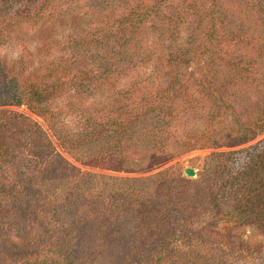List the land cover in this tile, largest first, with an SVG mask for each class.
Returning a JSON list of instances; mask_svg holds the SVG:
<instances>
[{
  "label": "trees",
  "instance_id": "1",
  "mask_svg": "<svg viewBox=\"0 0 264 264\" xmlns=\"http://www.w3.org/2000/svg\"><path fill=\"white\" fill-rule=\"evenodd\" d=\"M84 1L99 14L92 28L51 42L66 0H0V264H77L73 237L64 248L48 223L68 229L87 213L86 203L101 205L99 199L114 217L115 208L147 203L156 228L173 224L180 232L171 235L185 244L203 247L201 236L220 221H251L264 235V137L211 152L198 178L171 167L118 177L111 195L91 170L49 174L56 147L89 169L135 171L184 150L235 146L262 133L264 0ZM179 23L192 36L188 45L171 40L168 29ZM26 25L36 26V35L27 37ZM149 25L165 34L158 50L138 37ZM152 61L155 75L130 76ZM116 74L126 81L107 100L88 99ZM21 105L45 127L17 111ZM146 186L159 190L156 200ZM39 227L48 230L40 243ZM166 230L158 259L172 238ZM228 242L231 253L241 252Z\"/></svg>",
  "mask_w": 264,
  "mask_h": 264
},
{
  "label": "rangeland",
  "instance_id": "2",
  "mask_svg": "<svg viewBox=\"0 0 264 264\" xmlns=\"http://www.w3.org/2000/svg\"><path fill=\"white\" fill-rule=\"evenodd\" d=\"M87 2L84 0H66V4L69 5H66L63 9L66 10L63 15V21L56 25V29L50 34L51 42L58 39V37L61 38V34H64L63 37H65L72 32L76 31L79 33L81 30L92 28L99 14H97V11L91 6L87 5ZM259 25L260 23H258V26ZM24 29L25 33H27V37L30 36V34L36 35L39 30L34 25H26ZM168 30L171 31V40L178 46L188 45L189 39L192 38V36L190 37V35H188V29H186L184 25L181 26L180 23L175 24ZM138 37L143 40L145 45L149 44L151 50L152 48L158 50L160 48L159 45L164 43L161 42V40L165 37V34L160 37L158 29L156 30L154 26L149 25L138 31ZM199 39H201V35L198 34L195 36V41ZM168 40L170 39L168 38ZM153 65L152 61L144 67L140 66L134 68L131 70L130 76L138 77V74L144 72V74L148 75V78H150L151 73L155 75L153 73L155 70H153ZM126 77V75L116 74V79L106 80L107 84L99 89V91L97 90L96 94L88 99L92 102L107 100L106 97L108 94L116 87L123 84V82L126 81ZM16 110L30 116L45 127L42 119L31 113L25 105L19 106ZM199 128L202 129L201 125ZM263 137L264 131L252 140L235 146L184 150L172 156L170 159L164 161H162L163 159H158V161L162 162H158L155 166H146L144 169L135 171L89 169L76 162L62 149L56 147L55 150L58 156L50 162L51 172L49 171V174L51 177H55L61 176L67 169L70 171L91 170L93 173H99L97 176L99 183L97 184H99L100 190L104 195H111L114 194V185H116L113 183V180L118 177L135 178L149 176L170 167L174 169V173L181 172L186 175L184 173V168L191 167L196 173V175L191 178H198L203 165L209 163L207 157L211 152L245 148L257 143V141L261 140ZM183 140L187 143L190 139ZM178 149H183V147L180 146ZM69 170L67 171L70 173ZM54 187V190H56L54 195L59 197L57 198L58 200L60 198L62 199V197H60L62 196V190L60 191L59 188L62 187V185L56 184ZM144 192L150 194V196L154 195L153 197L151 196L152 200L150 199V201H154L157 199L156 195L159 193V190L155 191L153 188L146 186ZM99 201H101V205L93 204L91 201L89 204L86 203L88 205L87 213L81 215L79 222L75 225L74 223L69 225L68 222V229H63L56 223H54L53 226L51 222L48 223L54 242H61V246L64 248L67 237H73L75 245L72 255L77 264H264V235L251 221H220L214 226L208 222L212 226V232H207L206 236H204V234L201 236L203 237V242H205L203 247H201L198 246L199 244L196 242L182 243V240L175 235H171V232L175 234L180 232L178 227L173 230V224L171 225V223H167L169 227L163 226L161 229L158 227L156 228L158 219L151 218V214L147 210H144V207L148 205L147 203L143 208L142 205L140 208L128 206L123 210L121 208H115L117 213L114 211V217L107 213L112 206L109 203H105L104 199L103 201L99 199ZM64 206L65 204L61 205L60 208ZM93 211L95 215L94 218L91 215ZM99 211L105 214V217L101 218L98 215ZM202 219V222L207 220L205 218ZM27 228L30 231L31 229L37 230L34 226L31 227V225H28ZM167 228H170L168 234L172 236V238H169L164 243L163 254L161 253V257L158 259V255L160 254L159 240L166 237ZM40 229L41 227L38 228V230ZM42 230L38 231L39 235L36 238V241L39 243L43 241V236L48 232V230ZM182 233H184V229H182ZM19 234L22 235V232H19ZM191 236H193V233H191ZM227 236L232 242L231 246L239 250L241 248V252L236 254L231 253ZM41 251L42 250H40V253ZM45 253L46 252L42 251V254ZM56 259L62 261L59 256ZM61 263L64 264V262Z\"/></svg>",
  "mask_w": 264,
  "mask_h": 264
},
{
  "label": "water",
  "instance_id": "3",
  "mask_svg": "<svg viewBox=\"0 0 264 264\" xmlns=\"http://www.w3.org/2000/svg\"><path fill=\"white\" fill-rule=\"evenodd\" d=\"M184 173L190 177H194L196 175L195 170L191 167L184 168Z\"/></svg>",
  "mask_w": 264,
  "mask_h": 264
}]
</instances>
